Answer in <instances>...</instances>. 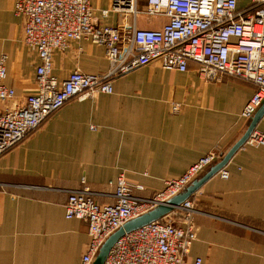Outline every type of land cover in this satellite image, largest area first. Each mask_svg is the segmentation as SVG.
Returning a JSON list of instances; mask_svg holds the SVG:
<instances>
[{"label":"crops","instance_id":"0c3cea01","mask_svg":"<svg viewBox=\"0 0 264 264\" xmlns=\"http://www.w3.org/2000/svg\"><path fill=\"white\" fill-rule=\"evenodd\" d=\"M89 2L101 23L113 25L112 16H99L110 0ZM249 4L237 0L239 9ZM13 6L14 0H0V57L7 56L5 86L22 100L34 91L37 60L22 43L23 21ZM165 22L140 16L137 27L156 30ZM107 68L103 48L86 41L52 56L59 82L75 70L102 74ZM112 87L110 95L68 102L0 158V264H81L87 225L64 217L80 181L112 194L107 182L123 175L142 187L136 196H154L166 180L239 140L248 125L241 111L254 91L230 78L206 82L191 63L180 73L157 62L112 80ZM256 129L264 132V116ZM224 169L226 180L217 173L190 197L197 239L187 264L197 258L202 264H264V148L239 149Z\"/></svg>","mask_w":264,"mask_h":264},{"label":"built area","instance_id":"2783aa9c","mask_svg":"<svg viewBox=\"0 0 264 264\" xmlns=\"http://www.w3.org/2000/svg\"><path fill=\"white\" fill-rule=\"evenodd\" d=\"M89 0H14L13 12L23 21L22 43L35 56L33 93L17 100L5 86L7 56L0 57V158L55 112L72 100H95L113 93L112 80L133 70L159 63L162 70L186 72L196 67L200 78L218 83L230 78L254 86L241 111L250 120L264 101V0H250L239 9L237 0H110L99 11L105 25L90 7ZM140 16L163 17L161 28L140 29ZM81 41L101 46L108 68L102 74L71 72L59 82L52 74V56ZM264 148V132L253 130L241 148ZM240 148V149H241ZM218 152L199 159L184 174L164 182V189L151 198L134 194L123 175L107 182L112 194L82 187L69 194L64 206L66 220L87 225L89 242L81 264H92L106 239L125 223L165 204L218 160ZM223 180L228 172H219ZM97 196L109 199L99 203ZM194 201L189 198L175 208V225L163 218L125 234L110 249L103 264H187L191 244L197 239L193 222ZM192 264H202L197 258Z\"/></svg>","mask_w":264,"mask_h":264},{"label":"water","instance_id":"95a60500","mask_svg":"<svg viewBox=\"0 0 264 264\" xmlns=\"http://www.w3.org/2000/svg\"><path fill=\"white\" fill-rule=\"evenodd\" d=\"M264 116V101L257 109L253 117L248 120V125L243 135L225 153L218 155V160L194 179L179 194L169 199L165 204L142 214L141 216L125 223L121 228L113 232L100 247L92 264H103L112 246L125 234L135 231L149 223L159 221L172 213L181 203L196 193L209 179L222 170L232 156L243 146L249 135L256 129L257 124Z\"/></svg>","mask_w":264,"mask_h":264},{"label":"rangeland","instance_id":"374dc122","mask_svg":"<svg viewBox=\"0 0 264 264\" xmlns=\"http://www.w3.org/2000/svg\"><path fill=\"white\" fill-rule=\"evenodd\" d=\"M258 131H259V130H258ZM29 136H30V135H29ZM25 139H26V138H25ZM25 139H24V140H25ZM163 189H164V188H163ZM161 191H162V190H161ZM150 198H151V197H150ZM188 199H189V198H188ZM169 215H170V214H169ZM169 215H168V216H169ZM168 216H166V217H168ZM166 217H164V218H166ZM169 217L172 218V221L174 222L175 225H179V223H177V222H178L177 219H176V218H173V217H177L176 214H174V215L172 214V215L169 216ZM169 217L166 218L165 220L169 221V220L171 219V218H169Z\"/></svg>","mask_w":264,"mask_h":264}]
</instances>
